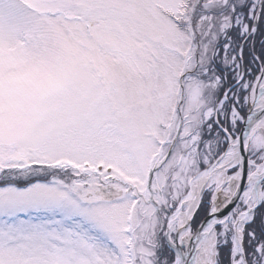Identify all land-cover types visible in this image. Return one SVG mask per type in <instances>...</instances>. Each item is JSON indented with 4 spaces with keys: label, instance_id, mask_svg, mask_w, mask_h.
Here are the masks:
<instances>
[{
    "label": "snow or ice",
    "instance_id": "1",
    "mask_svg": "<svg viewBox=\"0 0 264 264\" xmlns=\"http://www.w3.org/2000/svg\"><path fill=\"white\" fill-rule=\"evenodd\" d=\"M0 264H264V0H0Z\"/></svg>",
    "mask_w": 264,
    "mask_h": 264
},
{
    "label": "rangeland",
    "instance_id": "2",
    "mask_svg": "<svg viewBox=\"0 0 264 264\" xmlns=\"http://www.w3.org/2000/svg\"><path fill=\"white\" fill-rule=\"evenodd\" d=\"M257 47H259V45L257 44Z\"/></svg>",
    "mask_w": 264,
    "mask_h": 264
}]
</instances>
